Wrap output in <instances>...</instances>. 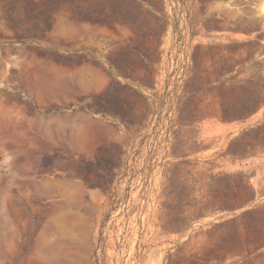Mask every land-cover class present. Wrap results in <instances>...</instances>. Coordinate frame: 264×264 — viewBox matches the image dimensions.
<instances>
[{
  "label": "rangeland",
  "instance_id": "rangeland-1",
  "mask_svg": "<svg viewBox=\"0 0 264 264\" xmlns=\"http://www.w3.org/2000/svg\"><path fill=\"white\" fill-rule=\"evenodd\" d=\"M45 1L0 0V264H264V153L209 86L264 58V0H55L42 33Z\"/></svg>",
  "mask_w": 264,
  "mask_h": 264
},
{
  "label": "trees",
  "instance_id": "trees-1",
  "mask_svg": "<svg viewBox=\"0 0 264 264\" xmlns=\"http://www.w3.org/2000/svg\"><path fill=\"white\" fill-rule=\"evenodd\" d=\"M55 0H46L45 7L41 12L44 26L42 33L51 30V5ZM17 39L23 37L16 34ZM257 45V43H256ZM252 41L240 43L239 46L227 47L229 54H223L220 61L215 65L219 66L217 80L209 84L216 91L219 100L217 116L224 122L238 123L240 128L237 133L232 135L228 141L227 154L238 160L256 156L264 153V119L253 121V117L264 108V65L263 52H255L251 56V48L256 47ZM246 50L248 57H241V52ZM155 85V80L153 81ZM147 87V84H143ZM164 101H162V104ZM145 114H142L138 126L142 125ZM242 179L247 177L240 172ZM228 186L224 192L229 193ZM239 195V208H246V212L254 211L257 206V190L250 184L237 185ZM232 195L227 199L221 200L218 207L222 210L234 211ZM264 196V195H263ZM258 210V209H257ZM264 235V231H263ZM105 239L99 238V246L95 253V263L105 264V260L98 254V249H104ZM235 252H241V246L237 245ZM213 252V251H212ZM242 253V252H241ZM206 257H197L194 264H201L206 261Z\"/></svg>",
  "mask_w": 264,
  "mask_h": 264
}]
</instances>
